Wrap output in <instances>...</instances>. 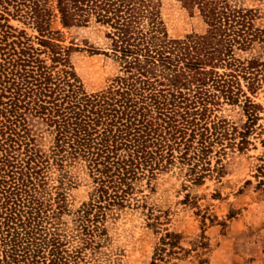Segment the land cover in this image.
Segmentation results:
<instances>
[{"label":"trees","instance_id":"obj_1","mask_svg":"<svg viewBox=\"0 0 264 264\" xmlns=\"http://www.w3.org/2000/svg\"><path fill=\"white\" fill-rule=\"evenodd\" d=\"M46 1L0 0V264L84 260L103 211L139 206L143 185L174 166L200 180L212 157L247 144L259 108L248 93L260 88L263 62L243 55H264V29L231 0H179L205 25L183 38L168 36L158 0H54L52 9ZM52 16L65 29H107L121 65L106 87L84 89L69 60L76 47L62 44ZM223 104L242 107V131L219 117ZM35 124L52 135L47 151ZM76 163L92 190L74 213L82 235L74 243L62 228L72 213L66 196L46 172ZM175 236L165 233L162 244Z\"/></svg>","mask_w":264,"mask_h":264},{"label":"rangeland","instance_id":"obj_2","mask_svg":"<svg viewBox=\"0 0 264 264\" xmlns=\"http://www.w3.org/2000/svg\"><path fill=\"white\" fill-rule=\"evenodd\" d=\"M158 1L170 38L204 32L197 12L191 15L179 0ZM46 2L54 7V0ZM230 2L251 11L254 25L264 29V0ZM9 24L29 36L36 35L20 21L10 20ZM50 27L60 32L64 46L76 47L69 60L87 92L103 89L119 73L121 60L109 50L104 26L91 22L65 29L52 16ZM243 56L263 62L260 88L253 95L248 93L259 108L247 144L240 150L226 148L219 158L212 157L200 180L190 179L174 166L158 174L150 189L143 185L139 206L103 211L93 250L87 248L84 260L77 264H264V55L256 48ZM217 114L238 131L248 121L238 105L223 104ZM34 131L38 148L47 151L50 131L37 124ZM46 178L51 187L60 185L66 196L72 213L63 217L62 228L75 243L82 235L74 213L88 201L91 179L81 163L64 170L51 166ZM165 233L176 235L173 242L162 244ZM157 248L162 249L161 257H157Z\"/></svg>","mask_w":264,"mask_h":264}]
</instances>
